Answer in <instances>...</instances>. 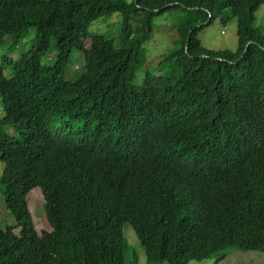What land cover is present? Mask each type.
<instances>
[{"label": "trees", "instance_id": "16d2710c", "mask_svg": "<svg viewBox=\"0 0 264 264\" xmlns=\"http://www.w3.org/2000/svg\"><path fill=\"white\" fill-rule=\"evenodd\" d=\"M263 5L0 0V186L16 220L0 230V264H138L127 225L147 264L264 252ZM177 9L166 61L178 74L136 84L155 18ZM112 14L116 38L89 35ZM233 18L236 52L206 49L199 34ZM35 191L51 228L41 235Z\"/></svg>", "mask_w": 264, "mask_h": 264}, {"label": "rangeland", "instance_id": "374dc122", "mask_svg": "<svg viewBox=\"0 0 264 264\" xmlns=\"http://www.w3.org/2000/svg\"><path fill=\"white\" fill-rule=\"evenodd\" d=\"M128 3L133 0H126ZM231 10H228L224 17H228ZM142 17V14L140 15ZM185 17V13L181 10H174L170 13L156 17L153 23V35L150 41L144 45L143 64L138 73L136 84H141L145 73L148 71L155 76L170 77L177 75L179 67L174 61H166L170 52L175 48V42L178 40L175 32L176 25ZM255 28L264 31V5L259 9L256 16ZM139 26L138 19L134 22ZM122 26V17L120 14H112L94 23L89 29V35H102L106 38H116ZM238 23L235 18L231 19L227 24L220 19L207 27L199 34L202 45L212 51H230L236 52L238 48L237 36ZM86 47H90V41H85ZM53 48V47H52ZM50 48L47 61L53 60L55 52ZM77 52L74 55L77 56ZM47 63V62H45ZM3 114L0 105V116ZM3 171V165L0 163V178ZM28 207L33 219V223L37 232L41 235L43 232H50L51 228L45 216V203L42 194L38 191L28 196ZM16 220L11 212L7 209L2 188L0 186V230L7 227H14ZM19 234V231L16 234ZM123 235L128 242L131 254H136L139 258L138 264H147L146 254L139 245L133 230L130 226H124ZM222 254H226V258L219 260ZM129 258V257H128ZM127 260L129 261V259ZM189 264H264L263 251H244L239 249L227 250L224 253H218L213 257L203 261H193Z\"/></svg>", "mask_w": 264, "mask_h": 264}]
</instances>
